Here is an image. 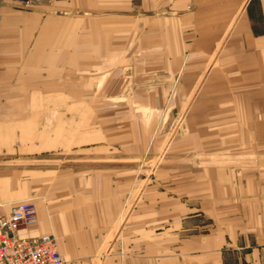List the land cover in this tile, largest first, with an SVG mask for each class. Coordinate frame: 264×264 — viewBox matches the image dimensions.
I'll list each match as a JSON object with an SVG mask.
<instances>
[{
  "label": "crops",
  "instance_id": "crops-1",
  "mask_svg": "<svg viewBox=\"0 0 264 264\" xmlns=\"http://www.w3.org/2000/svg\"><path fill=\"white\" fill-rule=\"evenodd\" d=\"M192 95L224 99V142L246 114L261 165L219 230L182 236L144 190L117 232L135 163L156 146L151 116ZM241 99L252 104L229 109ZM19 202L63 264H264V0H0V215Z\"/></svg>",
  "mask_w": 264,
  "mask_h": 264
},
{
  "label": "rangeland",
  "instance_id": "rangeland-1",
  "mask_svg": "<svg viewBox=\"0 0 264 264\" xmlns=\"http://www.w3.org/2000/svg\"><path fill=\"white\" fill-rule=\"evenodd\" d=\"M202 82L198 81L197 86ZM198 92L195 90L190 93ZM194 96L180 98L177 112L151 116L155 120L153 135L156 146L150 149L142 161L135 163L138 164V172L134 173L132 188L126 194V205L118 214L114 226L117 232L122 229L132 208L142 200L144 190L147 191L144 196L150 203V216L162 214L161 217L171 223L169 217L178 215L182 236L189 233L204 235L205 229L219 230L224 213L222 204L235 203L237 187L244 183V171L248 166L258 169L261 165L258 161L250 160L253 137L252 129L246 124V114L231 115L239 116L242 126L238 138H235L237 141L232 140L233 136L229 140L225 136L224 142V131L220 129L221 117L227 108L224 99ZM201 101L206 102L202 107L205 111L192 114L194 103ZM251 104L252 99H241L238 103L233 100L229 109L236 105L247 107ZM199 115L203 119H199ZM234 132L236 130L230 129V135ZM173 204L177 209H171ZM158 206L165 210H160ZM173 245L169 242L161 247L157 243H149V248L151 253H161Z\"/></svg>",
  "mask_w": 264,
  "mask_h": 264
},
{
  "label": "built area",
  "instance_id": "built-area-1",
  "mask_svg": "<svg viewBox=\"0 0 264 264\" xmlns=\"http://www.w3.org/2000/svg\"><path fill=\"white\" fill-rule=\"evenodd\" d=\"M35 222V210L30 202L16 203L0 215V264L64 263L53 235H29L28 229Z\"/></svg>",
  "mask_w": 264,
  "mask_h": 264
}]
</instances>
